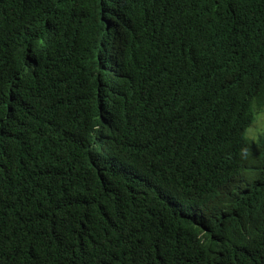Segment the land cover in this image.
I'll return each mask as SVG.
<instances>
[{
    "label": "trees",
    "instance_id": "trees-1",
    "mask_svg": "<svg viewBox=\"0 0 264 264\" xmlns=\"http://www.w3.org/2000/svg\"><path fill=\"white\" fill-rule=\"evenodd\" d=\"M255 97L264 0H0V264H264L217 219Z\"/></svg>",
    "mask_w": 264,
    "mask_h": 264
},
{
    "label": "clouds",
    "instance_id": "clouds-1",
    "mask_svg": "<svg viewBox=\"0 0 264 264\" xmlns=\"http://www.w3.org/2000/svg\"><path fill=\"white\" fill-rule=\"evenodd\" d=\"M27 62L28 65L22 76H18L17 83L13 84L14 88L10 89L12 98L16 99L19 97L17 91L23 94L22 87L25 82L32 81L36 84L38 81V64L32 58ZM254 105V119L245 132V138L249 143L256 144L259 141L264 142V102L255 97ZM249 129V136L255 139L248 137ZM261 173L256 179L251 181H242L237 177H233L234 179L232 178L221 191H218V194L226 199L222 204L223 208L226 205L231 214L224 220L226 211L217 219L231 227V235L235 233V237L241 241L242 247L248 246V242L258 239L264 233V189H261V185L264 183V176ZM204 230L209 232L206 229ZM209 239L206 238L204 241Z\"/></svg>",
    "mask_w": 264,
    "mask_h": 264
},
{
    "label": "rangeland",
    "instance_id": "rangeland-1",
    "mask_svg": "<svg viewBox=\"0 0 264 264\" xmlns=\"http://www.w3.org/2000/svg\"><path fill=\"white\" fill-rule=\"evenodd\" d=\"M248 137L251 138L249 135H250V129L248 130V133H247ZM251 139H255V138H251Z\"/></svg>",
    "mask_w": 264,
    "mask_h": 264
}]
</instances>
